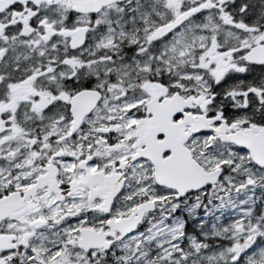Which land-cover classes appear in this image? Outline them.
Returning <instances> with one entry per match:
<instances>
[{"label": "snow or ice", "instance_id": "1", "mask_svg": "<svg viewBox=\"0 0 264 264\" xmlns=\"http://www.w3.org/2000/svg\"><path fill=\"white\" fill-rule=\"evenodd\" d=\"M0 264H264V0H0Z\"/></svg>", "mask_w": 264, "mask_h": 264}]
</instances>
